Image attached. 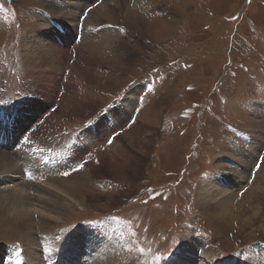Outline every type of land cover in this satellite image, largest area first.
<instances>
[{"label":"rangeland","instance_id":"1","mask_svg":"<svg viewBox=\"0 0 264 264\" xmlns=\"http://www.w3.org/2000/svg\"><path fill=\"white\" fill-rule=\"evenodd\" d=\"M57 1L64 0H0V107L42 102L40 87H49L56 107L44 108L49 116L41 114L36 140L83 139L86 126L96 124L105 131L94 144H81L91 160L70 185L46 194L47 204L31 200L34 224L50 220L44 231L35 227L33 237L48 233L61 244L89 230L115 252L111 264H155L153 253L164 264L178 242L169 264H179L181 256L191 264H264V161L257 159L264 157V0H82L72 17L59 14L66 10ZM85 19L88 37L79 31L74 39L75 24L81 28ZM52 29L62 48H70L63 67H50V49L37 44ZM29 91L36 96L23 99ZM119 107L117 122L109 113ZM130 119L136 123L128 127ZM113 130L121 134L107 145ZM5 176L0 264L6 257L14 262L11 250L21 264H35L24 255L22 239L7 231L18 206ZM29 177L18 182L30 184ZM219 188L231 194L223 217L207 202ZM28 190L36 197L33 187ZM193 239L204 245L206 258L194 255ZM36 249L37 264H48Z\"/></svg>","mask_w":264,"mask_h":264},{"label":"bare ground","instance_id":"2","mask_svg":"<svg viewBox=\"0 0 264 264\" xmlns=\"http://www.w3.org/2000/svg\"><path fill=\"white\" fill-rule=\"evenodd\" d=\"M57 2L59 3L58 6L60 9H62L63 7V9L66 10L65 13L62 12L61 10L59 14L68 15L70 17H72L74 13H77L79 8L83 7L85 3V1L82 0H64L62 2L66 4V7L64 8L65 5H62L60 1ZM112 2L116 3V0H113ZM86 7L88 6H85V8ZM62 17H59L60 18L59 21L61 22L63 21L64 23H66L67 19L65 20L64 19L65 17L64 18ZM89 22L90 20H88L86 23V19H85L83 23V27L80 28L81 34L83 35L84 33V38H87L89 35L88 29L86 30V24H89ZM45 24H49L48 21ZM77 24L78 23L75 24V31H76L75 36L77 34ZM68 26L70 25L67 24L66 27ZM55 28L57 29V31L60 32L62 31V27L59 25H57V27ZM91 35L93 36V34ZM40 37H41L40 39L37 38L38 39L37 44L39 45L40 43L41 46L45 45L47 46V49L48 48L50 49L48 53L51 52V54L45 56L46 60L49 61L47 63L50 64V67L55 62H56L54 64L55 67H59V66L63 67L64 62L66 61L65 58L67 57V52L70 48L68 47H66V49L62 48L64 46L59 44L58 42L59 40L58 38L61 37H56L54 35L53 29L48 34L46 35L42 34ZM112 41L113 39H109L110 43L108 45H110ZM61 43L64 44L63 38H61ZM44 50L40 49V51L43 52V55L46 54V53L44 54L45 52ZM31 52L32 50H29L28 52L29 55H31L30 54ZM30 59L27 58V61L29 63L31 62ZM43 60L45 59L44 58L41 59V61ZM40 89L45 91V94L43 95L40 94V96L43 98L42 102L34 101V100L28 101L27 103L23 104V106L20 109L17 106L12 107V105H10L11 107L9 106L5 107L4 105L0 107V175H5V174L7 175L4 177L5 180L8 179L7 187H11V189L13 188L11 193L14 194L13 200H15V204L16 206H18V208H14L12 210L11 215L9 216V218H7V231L9 230L10 232L15 233L17 236H19L22 239L24 255L26 254L27 259L31 260L30 261L31 263L37 264L36 259L39 257L37 250L39 248L38 249L36 248L40 247L41 248L40 259L42 261L43 260L46 261L48 264H89V263L101 264L102 260L104 261V264H111V260L109 257L110 255L114 256L115 252L112 251L110 254L111 248L104 244L102 236L101 235L94 236V234L90 233L89 230L86 231V233H84L83 236L73 233L72 238H70L69 240L66 239L67 243H61V244L57 243L56 240L55 241L52 240L50 238L51 234L48 233H44L43 236H41L40 239L38 240L35 237H33L34 234L33 231L35 232L36 229L35 227H39L42 231H44L48 228L47 225H49L50 220L44 217H40L41 224L35 225L34 219H32V217H34V213H30L28 211L31 203L33 201H36L39 202L40 204L42 203L47 204L44 201L46 194L53 193L54 190L57 189V185L59 184L70 185L71 183L70 181L73 178V174L66 178L58 175V172L65 170L64 165L67 161H69L67 157H68V152L71 149V146H73L72 147L74 148L73 153H75L77 157L81 153L80 151H77V149H82L81 147L82 141L84 143L90 140L88 143L94 144L93 142L94 141L96 142L98 137L101 136V134L105 131V128L103 130L101 127H99L100 125L96 124V126L93 125L90 130H87L86 133L88 134V136L87 137L83 136L82 137L83 139L75 138L73 141L68 140L67 142H62L63 140L58 141V140H54L53 138L46 137L36 140L35 138L38 136V134H40L44 124V123L41 124L36 120L39 117H41V114L44 113L46 114L45 116L47 117L49 116V114L46 113L47 110L44 111V108L50 109L53 106H55V103H53L54 101L51 95V93H53L54 91L49 87H40ZM119 109L120 107L112 112L114 113V115L112 116L115 118V121L117 122L119 121L118 120ZM27 124H29L30 126L32 125L31 129L28 131L27 129L30 126L27 127ZM19 127H20V131H19ZM25 131H27V135L30 138V143L28 145L24 144L22 141L18 143L20 137L23 135ZM92 135H94L96 138L93 139L94 137ZM51 151L53 155L50 154ZM49 163H52L51 164L52 167H50L49 169L44 168ZM7 173L13 176L8 175ZM27 176H31L30 180L26 178V180H29L30 184L28 183L24 184V182L21 180H20L21 183L18 182L20 177L25 178ZM240 178L241 177H239V179ZM13 181L18 183L13 184ZM229 181L235 183V179L233 177L230 178ZM29 187L34 188L36 197L33 196V199H31L30 197V193L32 192L28 190ZM47 187L50 188L49 190H53V191L47 192L46 190ZM64 187L67 190L71 189V186H64ZM212 188H217V185H215V187L213 185ZM212 191H217V190L212 189ZM212 191L211 193H213ZM227 191L228 190L224 191L223 188H219L218 191L215 193H217L218 196H220L222 199L220 201L216 200L217 194L215 197H211L210 194V197L208 199L209 201H207L213 203L212 206L209 205L208 208L210 209V212L214 214V216L216 215V217H223L230 212L229 207H231L230 206L231 201L230 202L228 201L230 198L228 196H230L231 194L228 193ZM206 193L208 194L209 192ZM261 198L262 197L255 199L254 201L258 203L259 200H261ZM193 241H194V245L196 243L198 245V249L196 248V252L194 251L195 252L194 255L199 256L201 259L206 258V256L208 255H207V251L206 250L204 251V245H202L201 243L199 245L198 240L195 241L193 239ZM186 244L189 245V242ZM188 245H186L187 248ZM87 249L89 252H86ZM9 253L11 255V258H13L14 260V262L11 264H16L17 260H19L21 264V255H19L17 251L11 250ZM79 259L83 260L84 263L78 262ZM179 259L183 261V262L179 261V264H191L190 260H188L187 258L186 259L183 258V256H181ZM6 264H7V257H6Z\"/></svg>","mask_w":264,"mask_h":264},{"label":"snow or ice","instance_id":"3","mask_svg":"<svg viewBox=\"0 0 264 264\" xmlns=\"http://www.w3.org/2000/svg\"><path fill=\"white\" fill-rule=\"evenodd\" d=\"M249 3H251V0H249ZM88 11L90 12L91 9H88ZM81 14L84 15L83 12H82ZM110 27H111V26H110ZM79 31H80V25H79V23H78V24H77V34L79 33ZM124 31H125V30H124L123 28H120V29H119V32H121V33L124 32ZM75 39H76V36H75ZM148 91L151 93L153 90H152L151 88H149ZM35 96H36V92H34V91H29V92L27 93V96H25L23 99L28 98V97H35ZM138 104H139V98L137 99V102H135V103L132 104V111H133V113L135 112V110H136ZM51 111L55 112L56 109L53 108V109H51ZM109 114L114 115V113H109ZM105 117H106V116H105ZM36 121L39 122V123H41V124L44 123V120H43L41 117H39ZM135 123H136L135 120L130 119L128 122H126V126L131 127V126H132L133 124H135ZM90 125H91V122H90ZM31 127H32V125L27 129V131L30 130ZM86 127H87V129H91V126H86ZM27 131H25V132L23 133V135L20 137L18 143L21 142V141H22L24 144H26V145H28V144L30 143V138H29V136L27 135ZM120 134H121L120 131H115V130H113V132L110 133V134L106 137V139H105V143H106L107 145H112L113 142H114V140H115V138H116V136H119ZM65 135H67V134H65ZM81 135H82V136H85V137L88 136L87 133H82ZM79 138H80V137H78V139H79ZM82 143H83V141H82ZM77 151H80V152L82 153V154L79 156V158H77L76 155H75V153H73L72 158H71L69 161H67V162L65 163V165H64L65 170L59 171V172H58V175L63 176V177H69V176H71L72 174H74V173H80V172H82V171L85 169V166H86V165L90 162V160H91V153H88V152H87V149H77ZM85 153H86V155H87V158H85ZM257 159H258V160H261V161H264V157H260V156H258ZM94 163H95L96 165H99V164H100V161H99V160H95ZM29 179H31V177H29ZM142 203L147 204L148 201L145 200V201H142ZM191 210H192V209L189 208V211H191ZM112 219H115V218L113 217ZM93 227H94V226H93ZM113 231H114V229H113ZM145 231H147V230L145 229ZM192 232L194 233V232H195V229H193ZM68 235H69V234H68ZM68 235H67V236H68ZM133 235H136V233L134 232ZM65 238H66V237H63V238H62V237H56V239H58V240H62V242L65 240ZM106 238H107V237H105V239H106ZM187 239H188V236L186 235V236H185V240H187ZM178 243H179V247H177V248L175 249V251L171 253L170 258H164V264H169L170 259L176 254V252L179 251L182 242H178ZM139 251H140L142 254L144 253V249H143V248H140ZM153 259H154L155 264H159V262L161 261L162 257H161L160 255H158V254L153 253ZM16 264H20V261L17 260ZM202 264H209V262H208V260L205 259V260L202 261Z\"/></svg>","mask_w":264,"mask_h":264}]
</instances>
